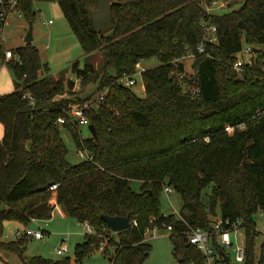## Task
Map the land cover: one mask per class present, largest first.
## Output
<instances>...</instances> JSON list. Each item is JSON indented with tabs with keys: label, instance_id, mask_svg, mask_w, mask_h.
I'll return each mask as SVG.
<instances>
[{
	"label": "trees",
	"instance_id": "obj_1",
	"mask_svg": "<svg viewBox=\"0 0 264 264\" xmlns=\"http://www.w3.org/2000/svg\"><path fill=\"white\" fill-rule=\"evenodd\" d=\"M35 1L48 0L19 1L28 22L34 20ZM53 1L85 56L99 51L103 62L101 70L74 62L71 73L81 86L97 84L86 96H73V81L50 75L31 42L13 48V57L6 61L0 45V61L13 79V90L0 94V251L22 258L26 236L3 239L4 222L25 227L31 218H48L53 208L49 200L55 195L66 215L88 220L96 232L109 234L114 252L103 253L111 264L144 262L151 245L143 231L150 219L172 226V253L181 264H205L188 232L209 230L217 210L222 218L240 220L245 242L241 264H264V241L255 252L257 216L264 214V113L255 116L264 109V71L253 66L239 73L233 68L244 44L264 48V0H243L224 12L206 11L215 0H113V25L106 31L93 28L87 9L96 8L99 0ZM205 21L215 25L217 42L205 39ZM200 43L203 52L196 51ZM190 51L195 53L194 84L191 76L180 77L185 74L180 57ZM152 57L158 64L140 73L144 95L119 82L123 74H134L137 63ZM192 84L198 89L194 97L182 92ZM100 92L104 98L94 99L85 112L96 137L83 138L76 128L57 125L69 103ZM61 128L93 159L69 162ZM131 180L140 181L138 191ZM166 185L182 198L178 215L161 211ZM101 214L128 215L137 226L113 232ZM96 242V235H85L75 247L77 259ZM211 245L226 253L214 235ZM24 263L73 264L69 256L39 255Z\"/></svg>",
	"mask_w": 264,
	"mask_h": 264
},
{
	"label": "rangeland",
	"instance_id": "obj_2",
	"mask_svg": "<svg viewBox=\"0 0 264 264\" xmlns=\"http://www.w3.org/2000/svg\"><path fill=\"white\" fill-rule=\"evenodd\" d=\"M202 0H199V2ZM243 0H218L216 4L213 5L214 12H224L235 9L242 4ZM221 3H224V7H219ZM33 10L35 12L34 20L32 22V34L33 39L31 43L36 46L39 51L40 57L43 62L47 63L49 67L48 73L53 77L57 78L59 76L71 73L72 66L74 62H79L82 67L86 62L89 63L93 68L101 70L103 55L99 51H93L92 53L85 56L83 49L73 33L69 23L63 15L62 9L56 1H35L33 3ZM51 19V23L49 20ZM29 22L27 19L14 11L10 12L6 19V24L3 28L4 44L8 48H16L25 43L24 37L26 35ZM245 45V44H244ZM243 45V46H244ZM185 66V75L193 82V61L194 57L183 55L180 57ZM158 64V60L155 57L142 60L140 62V70L145 68H150ZM0 65L3 64L0 62ZM0 66V71H1ZM73 74V73H72ZM73 77V87L75 89V94L78 96H86V94L91 93L96 87L95 83H86L81 86L80 79L76 75ZM4 77L2 73L0 77ZM138 82L132 88L140 96L144 95V88L141 81V75L136 76ZM13 84V83H12ZM194 84V82H193ZM190 87H193L194 85ZM10 87L11 90L2 92L7 93L13 90V85H0V90ZM73 95V96H74ZM97 95V94H96ZM94 95L93 98L96 96ZM83 138H87L90 135L88 127L83 126L80 129ZM61 137L67 147V159L71 163H78L83 160V158L77 153V148L71 135L64 128L60 129ZM133 190L138 191L140 186V181L131 180L130 182ZM161 211L165 215L175 214L178 215L180 208L182 206V198L180 194L173 191L170 194H166L164 191L161 193L160 197ZM220 212L217 210V215ZM4 223V231L2 238L6 240L15 239V232H23L25 227L16 226L14 223ZM38 225L48 231L45 237L42 239H34L26 236V242L22 247V258L25 260L29 259L31 256L39 255L45 258H57L62 256H69L73 260V264H110V260L105 253L93 246V250L88 254L77 259L75 254V247L79 243H83L85 240V235L82 226L79 224L78 220L71 216H62L60 214L54 215L47 221H40ZM37 227V225H34ZM257 228L259 230L258 235L255 240V252L259 253L260 244L262 243L264 235V214H259L257 216ZM66 234H69L67 237ZM24 235H20L19 237ZM232 239L233 235L231 234ZM18 238V237H17ZM67 242L68 251L64 252L62 255L56 253V248L60 246L61 242ZM147 242L151 245L149 255L144 260L142 264H171L174 262L175 258L172 253V243L169 237V232L166 229H162L159 235L155 237H149ZM228 256L233 260V253L229 249L227 250ZM18 254L9 251H0V264H25Z\"/></svg>",
	"mask_w": 264,
	"mask_h": 264
},
{
	"label": "built area",
	"instance_id": "obj_3",
	"mask_svg": "<svg viewBox=\"0 0 264 264\" xmlns=\"http://www.w3.org/2000/svg\"><path fill=\"white\" fill-rule=\"evenodd\" d=\"M20 0H0V45L4 49V60H8L13 57L12 48H8L4 44V35H3V28L6 24L7 16L10 12L14 11L18 14V16H22V11L18 8ZM218 0L213 1L210 4H207L205 9L207 12H211L214 10L213 5L216 4ZM204 3L205 1L202 0ZM225 4L221 3L219 7H224ZM51 19L49 20V23H51ZM203 30L205 33V39L209 42H217V36H216V27L213 24H209L206 21L202 23ZM204 47L203 44L200 43L196 51L197 52H203ZM187 56L194 57V52H188L186 54ZM260 67L264 71V48L258 45H250L245 44L242 46L241 50L236 54V58L233 62V68L237 72H242L246 67ZM135 72L132 75H126L123 74L119 82L126 86H134L137 84V74L141 73L140 70V63L136 64ZM185 74H181L180 77H182ZM143 86V85H142ZM183 93H189L191 96H196L198 94V89L196 87H190L185 86L182 87ZM105 92L98 93L94 98L85 100L83 102H71L68 104V106L63 109L62 115H60L56 123L59 126H63L64 124H67L73 128H76L80 131L81 127L88 126L89 121L85 114L86 110L89 109L93 105L94 99L97 101L102 100L104 98ZM23 98H27L30 103H33V97L29 93H24ZM264 113V109L259 110L255 113V116ZM239 127H243L244 123L237 124ZM232 126L226 125L225 129H230ZM81 132V131H80ZM205 140H208V136L204 137ZM77 153L83 158V160H92L93 156L92 154L85 148H79L77 150ZM163 191L168 195L171 192H173V188L171 186H164ZM50 204L53 206L51 211H55L59 214H63V210L59 203L57 202V199L55 195H52L50 200ZM131 226H137L136 220H130ZM33 222L37 225V227L34 226H26L23 232L16 231L15 232V238L19 237L20 235H24L30 238L34 239H41L44 238L46 235L45 229L40 227L38 225V219L37 218H31L30 223ZM79 224L83 228V232L86 235H96L97 236V242L93 244L95 248L101 250L102 252L109 250L111 253L114 252V246L109 244V234H107L104 229L100 232H96L92 224L88 220H82L78 221ZM240 220L232 221L229 218H222L221 215L219 216H213L211 219V228L204 229V228H193L188 232V239L191 244L196 246L198 249H200L203 260L205 264H225V257H228L227 250H231L233 253V260L229 258L231 262H235L237 264H241L244 261V255H245V242H244V235L243 231L239 226ZM162 229H166L169 233L172 230V226L170 224L166 223H156L154 219H150V224L144 228L143 236L144 240H148L149 237H155L159 235L160 231ZM255 231L258 233L259 230L257 228V225L255 227ZM233 235V239L232 236ZM214 235L215 240L217 243H219L221 246H223L226 249L225 254H219L211 245V237ZM264 241V235L263 239ZM66 250V245L63 243L59 247L56 248V253L62 255Z\"/></svg>",
	"mask_w": 264,
	"mask_h": 264
},
{
	"label": "water",
	"instance_id": "obj_4",
	"mask_svg": "<svg viewBox=\"0 0 264 264\" xmlns=\"http://www.w3.org/2000/svg\"><path fill=\"white\" fill-rule=\"evenodd\" d=\"M113 0H99L96 8H87L92 20V26L96 31H106L113 25L111 8ZM33 39L32 34V22H29V26L24 37L25 43L31 42ZM88 130L92 137H96V130L92 123L88 124ZM102 220L113 232L125 230L131 227V221L128 215H108L101 214ZM25 248V246H23ZM181 258H177L171 264H181ZM225 264H237L231 262L228 257H225Z\"/></svg>",
	"mask_w": 264,
	"mask_h": 264
},
{
	"label": "crops",
	"instance_id": "obj_5",
	"mask_svg": "<svg viewBox=\"0 0 264 264\" xmlns=\"http://www.w3.org/2000/svg\"><path fill=\"white\" fill-rule=\"evenodd\" d=\"M1 62V61H0ZM3 65L1 66V71H0V75L3 73L4 74V77H0V85H6V86H11V85H13L12 83H13V79H12V74H11V71L9 70V68L7 67V65H6V63L3 61V62H1ZM80 65V64H79ZM71 74L72 73H70V75H69V73H67V74H65V76H66V78L67 79H69V80H71V81H74L73 80V77L71 76ZM73 75V74H72ZM138 81V80H137ZM143 88H144V86H143ZM9 90H11L10 89V87H7L6 89H1L0 90V93H2V92H5V91H9ZM73 91L75 92V89H74V87H73ZM77 95V94H76ZM64 96H68V95H64ZM75 96V95H74ZM59 97V96H58ZM82 97V96H81ZM3 126H2V124L0 123V138H2V136H3ZM57 214V212H55V211H50V213H49V217L48 218H45V219H38V222H40V221H47L48 219H50V218H52L54 215H56ZM59 214V213H58ZM61 215V214H60ZM62 216H66V213L63 211V214H62ZM6 222H8V221H5L4 223H6ZM9 223H14V225H18V226H22L20 223H18V222H16V221H13V220H10L9 221ZM30 226H34V225H36L35 223H33V222H31L30 224H29ZM26 227V226H25ZM18 230V229H17ZM16 230V231H17ZM46 231V230H45ZM46 233L48 234V231H46ZM67 235V237L69 236V234H66ZM42 239V238H41ZM63 240L64 239H62V242H61V244H63ZM60 244V245H61ZM65 245H66V250H65V252L66 251H68V244H67V242H65L64 243ZM72 260V259H71ZM72 263H73V260H72ZM110 264H111V262H110Z\"/></svg>",
	"mask_w": 264,
	"mask_h": 264
}]
</instances>
